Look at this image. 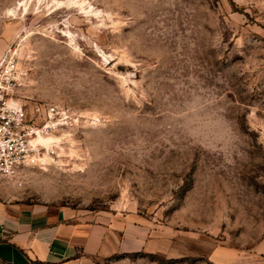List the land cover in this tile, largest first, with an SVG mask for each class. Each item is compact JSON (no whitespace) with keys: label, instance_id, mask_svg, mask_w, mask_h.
<instances>
[{"label":"rangeland","instance_id":"rangeland-1","mask_svg":"<svg viewBox=\"0 0 264 264\" xmlns=\"http://www.w3.org/2000/svg\"><path fill=\"white\" fill-rule=\"evenodd\" d=\"M10 54L71 116L0 192L164 248L103 264H264V0H0Z\"/></svg>","mask_w":264,"mask_h":264},{"label":"crops","instance_id":"crops-1","mask_svg":"<svg viewBox=\"0 0 264 264\" xmlns=\"http://www.w3.org/2000/svg\"><path fill=\"white\" fill-rule=\"evenodd\" d=\"M159 247L142 224L116 226L80 208L0 192V260L7 264H103L120 252H164Z\"/></svg>","mask_w":264,"mask_h":264},{"label":"built area","instance_id":"built-area-1","mask_svg":"<svg viewBox=\"0 0 264 264\" xmlns=\"http://www.w3.org/2000/svg\"><path fill=\"white\" fill-rule=\"evenodd\" d=\"M24 75L14 54L0 61V180L15 179L26 165L37 161L45 146L33 139L71 116L68 107L56 103H36L30 113L20 97Z\"/></svg>","mask_w":264,"mask_h":264},{"label":"bare ground","instance_id":"bare-ground-1","mask_svg":"<svg viewBox=\"0 0 264 264\" xmlns=\"http://www.w3.org/2000/svg\"><path fill=\"white\" fill-rule=\"evenodd\" d=\"M69 1H73V0H69ZM56 3L57 4H59V3H62V1H56ZM49 134H51V133H49ZM49 134H47V135H49ZM42 136H44V134H41V133H39L34 139H33V142H37V141H40V142H42V143H47L49 140H50V137L48 138V137H46L47 139H43V137ZM38 138V139H37ZM52 138V137H51ZM53 140L55 139L56 141L58 140L57 138H52ZM40 157V156H39ZM45 158H47L48 159V157L45 155Z\"/></svg>","mask_w":264,"mask_h":264}]
</instances>
